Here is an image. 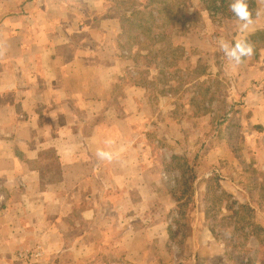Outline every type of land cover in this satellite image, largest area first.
Returning a JSON list of instances; mask_svg holds the SVG:
<instances>
[{
    "label": "crops",
    "instance_id": "0c3cea01",
    "mask_svg": "<svg viewBox=\"0 0 264 264\" xmlns=\"http://www.w3.org/2000/svg\"><path fill=\"white\" fill-rule=\"evenodd\" d=\"M55 2L0 0V264H27L17 255L35 247L45 264H80L116 226L122 263L165 264L164 224L124 205L144 199L151 177L135 128L151 107L142 87L122 82L123 61L97 25L64 20ZM239 72L244 107L264 118V47ZM97 148L113 161H98Z\"/></svg>",
    "mask_w": 264,
    "mask_h": 264
},
{
    "label": "rangeland",
    "instance_id": "374dc122",
    "mask_svg": "<svg viewBox=\"0 0 264 264\" xmlns=\"http://www.w3.org/2000/svg\"><path fill=\"white\" fill-rule=\"evenodd\" d=\"M254 2L255 24L246 34L254 55L238 69L219 47L220 40L239 37L234 19L204 9L213 3L228 11L231 0L55 2L64 20L97 25L99 36L123 61L122 82L142 87L151 107V114L140 112L148 123L135 125L152 160L151 177L143 178L144 199L124 205L135 202L144 217L155 216L164 224L165 264H264V118H255L244 107V82L238 76L255 66L264 47V14L255 17L256 6L264 11V3ZM129 24L165 26L172 33L169 43L181 48L175 51L178 62L164 44L122 45L123 29L136 33ZM118 214L119 219L125 215L122 210ZM119 229L103 245L80 253L86 257L79 258L80 264H128L122 263ZM155 249L151 254L161 259ZM46 257L37 247L17 255L27 264H45Z\"/></svg>",
    "mask_w": 264,
    "mask_h": 264
},
{
    "label": "clouds",
    "instance_id": "9594fccd",
    "mask_svg": "<svg viewBox=\"0 0 264 264\" xmlns=\"http://www.w3.org/2000/svg\"><path fill=\"white\" fill-rule=\"evenodd\" d=\"M261 2L264 3V0H261ZM229 11L232 14L240 35L235 38L233 42L223 39L220 40L219 47L229 65L233 69H238L246 59L251 58L254 55V46L247 38L246 34L253 28L255 19L253 12L249 9L248 0H231ZM261 14V10H257L255 12V17H259ZM105 143L110 146L113 144V141L108 140L105 141ZM95 156L98 161L112 162L115 154L112 151L97 148Z\"/></svg>",
    "mask_w": 264,
    "mask_h": 264
},
{
    "label": "trees",
    "instance_id": "16d2710c",
    "mask_svg": "<svg viewBox=\"0 0 264 264\" xmlns=\"http://www.w3.org/2000/svg\"><path fill=\"white\" fill-rule=\"evenodd\" d=\"M221 1H222V3L226 2V0H221ZM248 6H249V9L252 11L255 8L254 0H248ZM204 9L208 10L212 14L222 11L221 13H224L228 19H233L232 14L229 10L227 11L226 9H221L220 7H217V5H214L213 3L211 6L205 5ZM129 26L136 33L133 35H130L129 28L123 29L122 35H124L126 37L124 38L125 41L122 43V45L123 44L127 45L130 42H134L135 44L141 45L144 47H146L148 45H162V44H164V45H166V47H168L173 52L174 56H177L175 59V64L178 62L180 54H178L175 51L177 49L181 50V48L179 46L173 47L169 43V39H170V36L172 33L167 34L165 32V26L159 25V24H153L151 27H148V26L144 27V26L133 25V24H129ZM174 26H175V22L171 23V28H170L171 31H173ZM147 32H148V35H142V34H147ZM140 33H142L141 36H140ZM139 37H141V38L143 37L140 40V42H138Z\"/></svg>",
    "mask_w": 264,
    "mask_h": 264
}]
</instances>
